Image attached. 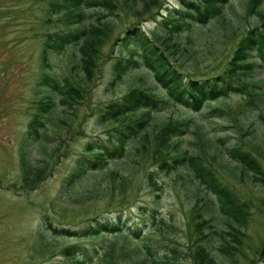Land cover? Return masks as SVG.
I'll return each mask as SVG.
<instances>
[{"label": "rangeland", "instance_id": "1", "mask_svg": "<svg viewBox=\"0 0 264 264\" xmlns=\"http://www.w3.org/2000/svg\"><path fill=\"white\" fill-rule=\"evenodd\" d=\"M114 1L118 7L113 13L103 10V20L113 24L112 33L102 48L98 71L90 81L80 83V104L71 109L56 104L44 122L52 141H38L24 148L32 165L43 166L38 182L26 186L20 148L36 102L44 94L41 45L45 35L60 31L66 17L48 20L47 0H0V264H72L61 249L76 240L54 236L46 230L44 219L78 230L90 221L95 224L93 219L115 221L119 210L124 224L139 225L141 235L158 241L160 252L167 247L176 249L178 256L173 264H192L189 248L196 235L190 217L195 212L211 218L215 233L209 244L216 264H264V68L257 69L251 78L260 83L254 91L262 94L258 105L253 106L249 88L207 102L196 111L169 99L145 68H133L121 79L115 78L119 56H130L137 48L139 55L135 58L141 61V48L134 38L124 42L128 29L131 35L141 33L151 45L156 44L157 51L164 53L187 81L225 71L247 30L262 28L263 15L244 10L246 0H231L223 8V18L203 25L193 23L171 37L168 29L173 23L168 15L176 14L182 5L180 0H155L148 9H143L144 0H134L132 6L129 0ZM259 10L264 14V0ZM67 49L54 52L50 64L57 77H67L75 84L79 79L77 58ZM142 86L152 89L166 103L153 110L144 130L128 135L120 156L110 152L112 157L105 160L94 148L108 144L111 129L138 121L142 111L103 122L104 111L130 89ZM180 121L188 122L185 134L173 138L171 146L163 148L160 159L155 160V133L164 123ZM231 147L252 156L260 173L255 179L252 171L242 169L228 155ZM106 148L114 151V147ZM181 154L196 155L201 167L212 171L220 184L248 206L250 213L244 224L230 226L211 213L207 197L212 195L208 196L197 181L192 182L186 162H179ZM161 160L167 166L180 165L165 171L160 167ZM78 161L98 162L101 168L68 182ZM107 240L112 238L108 236ZM90 241L81 242L89 251L92 245L101 244L99 240ZM115 242L118 247L122 238ZM222 244L227 246L224 250L231 251L230 258L219 250ZM100 250L103 254L104 246Z\"/></svg>", "mask_w": 264, "mask_h": 264}, {"label": "trees", "instance_id": "2", "mask_svg": "<svg viewBox=\"0 0 264 264\" xmlns=\"http://www.w3.org/2000/svg\"><path fill=\"white\" fill-rule=\"evenodd\" d=\"M129 1L131 3L129 5L132 6L134 0ZM154 2L156 1L144 0L143 9H148ZM180 2L182 5L175 10L176 14L169 13L168 15L170 24L173 23L168 29V36L171 37L176 36L183 27L188 28L193 23L203 25L212 19L223 18V8L231 0H180ZM47 3L48 20H52L53 16L60 15L66 18L63 26L59 28L60 31L45 35L41 45V84H44L41 86H44V94L36 102L34 113L23 138L22 148H20L22 176L26 186H33L38 182L42 175L43 166L32 165L27 150H24V148L34 142L52 141V137L46 132L44 122L47 115L55 109L56 104L63 105L67 109L80 104V99H82V96H80V83L90 81L96 74L95 71H98L102 48L110 39L113 29V24L110 21L103 20L105 17L103 10L111 14L118 7L114 0H47ZM261 3L262 0H246L243 6L244 10L249 13L263 15L260 18L264 23V14L259 10ZM89 17L94 18L89 20ZM163 23L167 27L166 21ZM125 32L124 42L127 43L129 39L134 38V42L141 48V61L135 58L136 55H139L137 48H134L135 51L130 56H119L115 78L121 79L126 72L133 68H145L150 74H153L156 82L164 88L169 99L175 104L192 111L198 110L207 102L219 100L238 90L247 92L249 88L252 92L250 98L253 106L261 102V91L258 92V95L254 92L255 89L260 88V83L251 78L257 69L264 68V25L262 28L257 29L254 27L247 30L234 51V57L229 62V67L225 71L206 78H189L187 81L184 80L181 71L167 61V56L157 51V45L150 44V40L146 36L141 33L131 35L133 33H130L129 29ZM66 49L74 51L73 54L77 58L75 68L78 70L77 77L79 79L75 84L67 77H57L53 73L50 64L54 52L59 53ZM46 69H49L50 72ZM249 79L252 81H249ZM165 103L149 87L142 86L130 89L121 97L120 101L113 102L106 107L101 120L106 122L118 119L121 116H132L136 111L141 110L138 121L111 129L108 131V144H101L94 150L100 151L105 160L111 158L112 154L120 156L122 149L125 148L128 135L135 136L144 130L152 118L153 110H158ZM170 122L164 123L155 133V160L160 159V152L164 151L163 148L170 147L171 140L185 134L188 127L187 121ZM109 146L114 147V151L106 148ZM227 153L242 166V169L252 171L254 179L255 175L260 174L258 167L253 165L252 156L245 150L231 147L227 149ZM181 155L182 158L179 159V162H186L192 182L197 181L196 184L202 186L208 196L209 194L212 195V197H207V201L211 204L209 206L211 213L224 218L230 226H232V223L244 224L250 213L248 206L244 205L242 200L223 184H220L218 179L213 176L212 171L208 172L204 167H201L196 155ZM174 162L177 161L174 160ZM177 165L180 164L175 163L174 166H167L165 160L160 161V167L165 171L169 167L176 169ZM99 168H101V165L98 162L90 164L85 161H78L76 170L69 177L68 182L80 178L88 170ZM150 180L152 185H156L152 178ZM192 209L195 210L196 208L193 207ZM121 212V210L118 211L115 221L93 219L95 224L90 221L89 224L81 226L78 230L57 226L46 219H44V224L46 230L54 236L76 240L61 249V254L64 257L73 260L71 261L72 264H94L96 262L101 264L103 261H106L107 264H173L178 256L176 249L167 247L165 251L160 252L158 241H150L148 237L141 235L142 228L139 225L124 224ZM190 225L193 234L196 235L189 248V257L192 264H216L215 256L210 251L211 245L209 244V238L212 233H215V230L212 229L211 218H203L199 212H195L191 214ZM205 228H208L209 231L205 232ZM108 236L112 240L105 241ZM116 238H122V242L118 247H115ZM83 240H92L90 242L99 240L101 244H104V253H100V249L103 248L101 244L92 245L89 251L81 243ZM226 247V244H222L219 250L224 251L230 258L232 253L224 250ZM93 256H95V259L92 261Z\"/></svg>", "mask_w": 264, "mask_h": 264}]
</instances>
